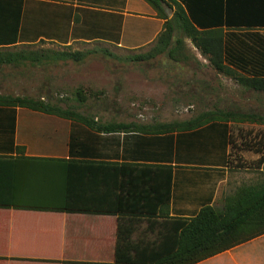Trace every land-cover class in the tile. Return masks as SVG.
Listing matches in <instances>:
<instances>
[{
    "label": "trees",
    "instance_id": "16d2710c",
    "mask_svg": "<svg viewBox=\"0 0 264 264\" xmlns=\"http://www.w3.org/2000/svg\"><path fill=\"white\" fill-rule=\"evenodd\" d=\"M0 46L20 39L22 0H0ZM5 1L9 6L6 13ZM165 20L164 29L151 51L135 55L150 60L170 48L174 27L163 7L166 0H146ZM175 19L186 37L220 72L232 68L245 76L244 85L264 92V0H172ZM223 30L226 32L223 33ZM210 33H222L219 38ZM80 51L0 49V68L25 62L75 60ZM0 207L118 215L115 264H196L264 234V182L236 193L224 207L203 206L192 217L169 215L173 166L115 163L95 159H50L12 155L16 107L53 113L80 121L98 132L155 137L197 131L205 126L223 127L229 148L232 133L228 121L188 123L178 131L159 132L157 126L101 123L51 105L44 99L0 96ZM1 112L4 113L1 117ZM6 120V123L3 121ZM143 130H140V129ZM21 148L19 147L18 150ZM258 151H260L258 149ZM73 153V152H72ZM230 151L227 165L229 166ZM148 222L155 239L140 234Z\"/></svg>",
    "mask_w": 264,
    "mask_h": 264
},
{
    "label": "crops",
    "instance_id": "0c3cea01",
    "mask_svg": "<svg viewBox=\"0 0 264 264\" xmlns=\"http://www.w3.org/2000/svg\"><path fill=\"white\" fill-rule=\"evenodd\" d=\"M4 7L9 13L7 1ZM164 23L146 0H22L20 39L0 49L102 43L135 50L154 43ZM15 110L14 156L173 166L171 217L189 218L215 206L228 182L223 127L213 129L215 135L207 125L138 136L98 132L27 107ZM6 136L0 132V140ZM118 227V215L0 207V264H115ZM196 264H264V234Z\"/></svg>",
    "mask_w": 264,
    "mask_h": 264
},
{
    "label": "rangeland",
    "instance_id": "374dc122",
    "mask_svg": "<svg viewBox=\"0 0 264 264\" xmlns=\"http://www.w3.org/2000/svg\"><path fill=\"white\" fill-rule=\"evenodd\" d=\"M166 1L163 7L174 27L167 52L150 60L133 59L151 51L157 39L135 50L102 43L18 47L80 51L84 57L0 68V96L42 98L90 120L157 126L159 132L178 131L193 122L228 121L233 141L229 177L215 204L222 209L228 197L264 182V92L247 88L239 70H216L183 33L174 1ZM210 35L219 38L222 33ZM147 228L143 221L136 235L155 239L156 233L145 234Z\"/></svg>",
    "mask_w": 264,
    "mask_h": 264
}]
</instances>
